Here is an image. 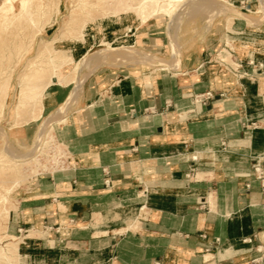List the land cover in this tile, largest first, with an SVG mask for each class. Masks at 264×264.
I'll return each instance as SVG.
<instances>
[{
    "label": "crops",
    "instance_id": "crops-1",
    "mask_svg": "<svg viewBox=\"0 0 264 264\" xmlns=\"http://www.w3.org/2000/svg\"><path fill=\"white\" fill-rule=\"evenodd\" d=\"M245 16L218 21L176 70L104 65L86 79L56 122L62 166L11 198L18 264H264V187L248 175L264 159V20ZM147 22L61 50L81 60L100 38L161 53ZM64 85L45 90V109L67 100Z\"/></svg>",
    "mask_w": 264,
    "mask_h": 264
},
{
    "label": "rangeland",
    "instance_id": "rangeland-1",
    "mask_svg": "<svg viewBox=\"0 0 264 264\" xmlns=\"http://www.w3.org/2000/svg\"><path fill=\"white\" fill-rule=\"evenodd\" d=\"M4 1L0 0V4ZM43 1L46 5L39 13L42 18L41 22L43 24L45 23V27L37 33L38 35L34 36L35 40L15 67L12 74L11 86L8 90L7 104L5 105L4 112L0 113V128L4 129L0 133V193H5L6 188L13 183L16 175L24 179L18 187H15L8 193L9 203L6 204V207L9 210L13 202L11 198L17 189L33 181L36 177L62 166V161L65 159L66 154L63 145L57 139L56 129L58 126L56 125V119L60 117L59 113H62L65 109L69 113L78 105L81 91L79 89L80 86L100 66H132L153 70L159 68V66L149 63L150 58L181 62L184 53L197 50L201 47V43L211 33L218 21L228 26L235 15L245 16L238 11L239 8L237 6L239 2L233 3L228 0L231 3L229 4L223 0H184L178 3L170 13L162 11L154 14L155 17L151 18L145 24L146 27L149 26L151 32L155 31L157 34L165 36L166 42L161 53L135 46L130 51L110 48V54L104 56L102 53L108 49L107 43H111L115 47H121L127 44L121 39L107 42L100 40V38L99 40L96 39L98 41L94 44L90 54L85 55L81 60L74 61L68 51L62 50L65 52V57L69 62L72 64L78 62V77L84 80V82L78 86L73 82L67 84V90L70 91V95L58 109L49 110L43 107L40 114H38L39 108L37 109V114L36 111L32 113L30 110H24L18 116V110L15 109L17 102L35 101L36 97L40 95L33 94V91L30 90V85L27 88H22L21 85L24 82H20L18 78L23 72L28 70L29 64L36 59L40 48L45 43L54 39L55 47L53 49L61 50L63 47L62 44H64L62 43L63 41L73 40L75 38L79 39L85 35L95 40L96 36L100 37L104 35L107 30L124 29L127 24L137 25L141 22L138 16L139 11L132 9L125 10L122 6L123 4L119 3L118 0ZM107 1L108 3H106ZM86 2L88 4L82 6V11L80 6ZM135 2L137 0H128V3L134 4ZM93 3L94 5H92ZM16 4L18 7L20 6L19 0H16ZM255 4L257 7L247 12L245 16L250 23H254V20L257 19L264 20V0H255ZM244 10L248 11L246 9ZM89 12L94 16V20L87 19L89 21H87L86 26V22L78 24L86 18L87 14H90ZM173 46L175 47L174 55ZM224 54L221 57L231 62L229 53L226 51ZM144 57L147 60H143ZM7 64V62L3 63V65ZM70 69L71 65L63 68L62 71L66 73ZM89 72L90 74L87 76ZM36 145H39L37 146L38 148ZM32 152L36 154L30 160L31 162L28 165H20L18 172L7 169L3 170L4 160L9 156L14 153L15 155H23ZM7 221L8 219L0 217V224L4 227L0 228V253L2 252L1 248H3V243H9V241H13V243L18 242V240L11 239L7 236ZM10 264L18 263L13 262Z\"/></svg>",
    "mask_w": 264,
    "mask_h": 264
},
{
    "label": "bare ground",
    "instance_id": "bare-ground-1",
    "mask_svg": "<svg viewBox=\"0 0 264 264\" xmlns=\"http://www.w3.org/2000/svg\"><path fill=\"white\" fill-rule=\"evenodd\" d=\"M182 1L184 0H137V2L132 4V3H128V0H118L119 3L123 4L122 6L124 7L125 10L132 9L135 11H139L138 16L142 23L147 22L152 16H154V14L160 13L162 11L170 13L172 10L175 9L176 5ZM223 1L231 4L230 2H228V0H223ZM19 3H20L19 7L16 4V0H5L0 4V113L4 112L5 105L7 104V98L9 95L8 90L9 87L11 86L12 74L15 67L17 66L21 58L24 56V54L28 51V48L31 46L33 41L35 40L34 36L38 35L37 33L42 31L45 27V23L43 24L41 22L42 18L39 13L41 12L42 8H44L46 5V3L43 0H19ZM106 3H108V1ZM87 4H88L87 2L83 3L80 6L81 10H82V6H86ZM92 5H94V3ZM87 19L94 20V16L91 13L87 14L86 18L78 24H83L86 22L85 23L86 26L87 21H89ZM247 21L249 22V20ZM54 44H55L54 39H52V41L45 43L40 48L36 56V59L34 58L35 60H33L30 64L28 63L29 64L28 70L23 72L19 76L18 80L20 82H24L21 85L22 88H27L30 85V90L33 91V94H40V95L36 97L35 101H31V102L19 101L20 103L17 102L15 105V109L18 110L17 111L18 116H20V114L24 110H30L32 111V113L36 111L37 114L38 108H39L38 114L41 113V109L44 107L43 106L44 92L49 87L48 86L49 84L53 83V84L64 85L73 82L75 83L76 86H78L84 82V80L78 77V72H77L78 62H75L74 64L69 62V60L65 57V52L59 49L57 50L53 49L55 47ZM107 44H108V49H106L104 53H102V55L104 56L110 54L111 52L109 51L110 48L112 49L118 48L122 51L125 50L130 51L134 47L128 45L115 47L112 46L111 43H107ZM178 52L180 53V51ZM143 60H147V59L144 57ZM149 61H150L149 63H151L152 65L155 66L157 65L159 67L164 65L171 69L176 68L179 63L178 61L176 62L167 61L159 58H150ZM4 62H7L8 64L3 65ZM70 65H71L70 71H68L67 73H63L62 69ZM89 74L90 72L87 74V76ZM66 113H67V109H65L62 113H59L60 117L56 119V122L65 123L68 114ZM2 129L0 128V133ZM37 146L39 145H36V147ZM35 154L32 152L23 155H15L14 153L13 155L9 156L7 159L4 160L5 163L3 164L4 166L3 170L7 169L18 172L19 170L18 167L24 164L28 165V163L31 162L30 160L33 158ZM13 180H14L13 183L6 188L5 193H0L1 218L8 219L9 217L10 210L6 207V204L9 203L8 193H10L15 187H18L24 179L21 178L19 175L18 176L16 175V177ZM1 227L2 225L0 224V228ZM7 236L11 237L14 240H17V238L14 236L8 234ZM17 243H13V241H9V243L8 242L3 243L2 245L3 248H1L2 252L0 253V264H10L13 262L18 263Z\"/></svg>",
    "mask_w": 264,
    "mask_h": 264
},
{
    "label": "built area",
    "instance_id": "built-area-1",
    "mask_svg": "<svg viewBox=\"0 0 264 264\" xmlns=\"http://www.w3.org/2000/svg\"><path fill=\"white\" fill-rule=\"evenodd\" d=\"M244 7H245V4H244ZM247 10H250V7ZM213 96H214L213 93L209 91L205 93L204 95L198 96L197 100L201 101L203 98L211 99ZM166 106L171 107L172 103L170 101H167ZM252 126L253 128L258 127L255 122L252 123ZM248 175L255 177L257 180L260 181L261 185L264 187V159H256L254 163L252 164L251 172ZM247 186L250 187V183L247 184Z\"/></svg>",
    "mask_w": 264,
    "mask_h": 264
}]
</instances>
